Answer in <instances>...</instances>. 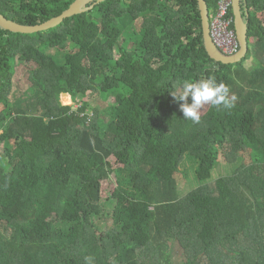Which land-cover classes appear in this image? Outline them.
<instances>
[{"label": "trees", "instance_id": "obj_1", "mask_svg": "<svg viewBox=\"0 0 264 264\" xmlns=\"http://www.w3.org/2000/svg\"><path fill=\"white\" fill-rule=\"evenodd\" d=\"M74 1L0 0V12L35 25ZM242 12L249 51L231 64L209 55L198 0H103L47 30L0 26V264H177L175 242L183 264H264V0ZM148 14L162 24L133 27ZM209 77L235 106L194 123L170 93ZM118 89L104 111L81 99ZM184 160L201 182L226 171L183 191ZM113 173L108 215L99 187Z\"/></svg>", "mask_w": 264, "mask_h": 264}, {"label": "rangeland", "instance_id": "obj_2", "mask_svg": "<svg viewBox=\"0 0 264 264\" xmlns=\"http://www.w3.org/2000/svg\"><path fill=\"white\" fill-rule=\"evenodd\" d=\"M162 24V19L160 17H158L156 14H148L146 17H143V18H140V20H138L136 22V24L133 25L134 28L136 29H140V27H153V26H158ZM253 59H251L248 63H247V66L248 67H252L255 63L252 61ZM26 68L24 66H21V65H18L17 67V75L16 77L21 80V85L22 86H26L28 83H29V80L26 78ZM119 91L118 90H115L112 94H107V95H104V93L98 95V94H95V97L94 95H92V97L90 98V95H87L85 97H81L82 100H88L90 101V103L100 109L101 111H104L108 106L109 104H114L116 103V93ZM65 93L67 92H63L61 94V102L62 104L64 105H74L75 107L78 106L77 102L74 101V97L70 94V93H67L70 95L71 97V101H65L64 100V96H65ZM210 104L209 105H205L202 109V112L201 114H204L207 109L209 108ZM92 112V111H91ZM240 155L244 158V161L246 163H249L252 161V157L250 156L249 152L247 150H243L240 152ZM192 162H190L189 160H184L181 164V172L183 173V175H181V188L183 189H192L194 187H197L198 185H200L201 183H210V184H214L216 178H218L219 173L222 174L226 171V165L225 164H220L218 166V171L217 172V169H215L213 171V176L211 178H209L207 181H200V180H197L195 178V175H194V168L192 169ZM234 168V164H232L231 166V169ZM117 178L115 177V174L113 173L108 179H105L102 181V183L100 184V193H101V197H102V201H103V205L105 206V210H106V213H109L108 215H111L113 213V205H114V202L112 200V195L115 191V188L117 186ZM182 192V191H181ZM108 215H105L104 217L108 216ZM101 218V217H97V216H94L93 217V222L96 224V226L98 228H101V230H107L109 229V227L112 225L113 222H111V219H108V220H105V218ZM69 227V224L67 222H63V221H58L55 223V229H57L58 231L60 230H64L66 231ZM175 247H174V250H175V260H176V263L177 264H183V260H182V255L179 256L181 254V250H180V246L178 244V242H175L174 243ZM180 250V251H179Z\"/></svg>", "mask_w": 264, "mask_h": 264}, {"label": "water", "instance_id": "obj_3", "mask_svg": "<svg viewBox=\"0 0 264 264\" xmlns=\"http://www.w3.org/2000/svg\"><path fill=\"white\" fill-rule=\"evenodd\" d=\"M94 1L93 5L97 2L103 0H75L68 9H66L62 14L53 17L43 23L35 25H24L16 22L12 19L7 18L4 14L0 12V26L4 29H8L13 32L20 33H33L38 31H43L55 27L62 23L66 18L71 17L75 14L86 11L93 5L88 6L90 2ZM202 23L205 46L209 55L216 61L225 64L237 63L244 59L249 51V34H248V24L245 21L242 12V2L241 0H233L232 10L234 12V23L237 37L240 43V50L235 55H225L223 54L214 43L211 30H210V9L206 0H198Z\"/></svg>", "mask_w": 264, "mask_h": 264}, {"label": "clouds", "instance_id": "obj_4", "mask_svg": "<svg viewBox=\"0 0 264 264\" xmlns=\"http://www.w3.org/2000/svg\"><path fill=\"white\" fill-rule=\"evenodd\" d=\"M170 94L176 101L182 102L180 110L184 118L194 123L201 121V112L205 105L231 109L236 101L235 95H230L229 87L223 82L217 83L214 77L195 82L183 81L175 86Z\"/></svg>", "mask_w": 264, "mask_h": 264}, {"label": "built area", "instance_id": "obj_5", "mask_svg": "<svg viewBox=\"0 0 264 264\" xmlns=\"http://www.w3.org/2000/svg\"><path fill=\"white\" fill-rule=\"evenodd\" d=\"M233 0H218L213 13H210V30L214 43L225 55H235L240 50L234 16L231 14Z\"/></svg>", "mask_w": 264, "mask_h": 264}, {"label": "crops", "instance_id": "obj_6", "mask_svg": "<svg viewBox=\"0 0 264 264\" xmlns=\"http://www.w3.org/2000/svg\"><path fill=\"white\" fill-rule=\"evenodd\" d=\"M241 2H243V0H241ZM244 18H245V16H244ZM245 19H246V18H245ZM249 61H250V60H249ZM249 61H248V62H249ZM252 61H253V60H252ZM246 67H248V66L246 65ZM65 94H67V93H65Z\"/></svg>", "mask_w": 264, "mask_h": 264}, {"label": "bare ground", "instance_id": "obj_7", "mask_svg": "<svg viewBox=\"0 0 264 264\" xmlns=\"http://www.w3.org/2000/svg\"><path fill=\"white\" fill-rule=\"evenodd\" d=\"M69 95V94H68ZM70 96V95H69Z\"/></svg>", "mask_w": 264, "mask_h": 264}]
</instances>
